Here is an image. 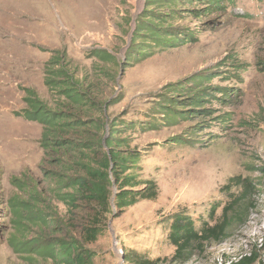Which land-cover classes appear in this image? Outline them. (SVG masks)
<instances>
[{"label": "rangeland", "instance_id": "obj_1", "mask_svg": "<svg viewBox=\"0 0 264 264\" xmlns=\"http://www.w3.org/2000/svg\"><path fill=\"white\" fill-rule=\"evenodd\" d=\"M178 8L184 10L174 24L181 39L185 33L195 39L172 48L143 45L142 56L133 50V34L146 10L156 11L146 0H0V264H56L27 246L50 237H77L96 254L93 264H180L172 262V216L183 211L214 225L228 204L242 199V188L232 181L237 177L255 184L244 223L183 264H217L254 253L256 264H264V0H237L223 11L208 4ZM101 52L114 59H101ZM59 54L99 103L112 104L105 112L108 130L100 136L117 130L116 138L126 140L121 155H137L126 175L158 186L154 201L120 210L115 199L94 243L84 241L93 208L83 199L67 205V191L57 182L76 174L77 156L46 150L44 127L24 117L28 91L50 110L73 112L46 84ZM201 72L214 76L204 87L210 92L205 103L191 105L194 93H169L168 86ZM161 97L183 110L184 119L159 117ZM104 152L86 160L97 165ZM111 193L112 201L116 185ZM38 212L55 225L42 230ZM128 256L135 260L127 263Z\"/></svg>", "mask_w": 264, "mask_h": 264}, {"label": "trees", "instance_id": "obj_2", "mask_svg": "<svg viewBox=\"0 0 264 264\" xmlns=\"http://www.w3.org/2000/svg\"><path fill=\"white\" fill-rule=\"evenodd\" d=\"M147 8L153 7L156 11L146 10L142 15L143 22L139 24L133 34V50L135 48L144 56L142 47H178L186 42L183 40L194 36L185 33V38L180 37L181 29L174 26L177 20L182 19L183 11L178 8L179 4H208L209 10H225L226 7H235L237 0H146ZM188 14L199 17L198 11L187 10ZM145 33V34H142ZM138 45H140L138 47ZM65 54L57 55L51 62L52 68L47 69L48 77L46 84L50 90L55 92L60 99L68 102L67 105L73 109V112H65L59 108L50 110L43 105L35 92L28 91L26 103L28 110L24 112V117L30 121L41 124L45 132L43 134L42 146L48 150L53 149L60 155L76 158V174L59 179L57 182L60 188H63L66 199L65 203L70 207H75L79 199L91 205L95 215L92 218V226L85 229V242H96L103 232V222L100 219H107L112 213V188L116 185L119 194L116 198V206L120 210L132 207L140 200L154 201L158 198V186L150 180L144 183L135 182L131 176L126 174L132 170L136 163L137 155L130 154L122 156L119 148L126 144V140L116 138L119 133L117 130H110L111 136H100L101 132L106 133L109 124L106 122V108L110 107L108 101L99 103L93 94L85 88L80 79H75L69 71L62 65ZM101 59L106 61L114 59L109 52H101ZM50 63V62H49ZM60 66L56 69V66ZM241 69V68H240ZM214 76L206 75L205 72L198 73L193 77L186 79L178 85H170L169 93L189 92L195 94L190 101L191 105H197L202 101L205 103L210 95L205 85L210 82ZM239 79V78H238ZM193 87L195 90H191ZM233 91V89H231ZM222 97H228L229 91L220 90ZM197 95V96H196ZM161 99L163 105L159 117H163L165 122L170 120L184 119L183 110L177 109L171 100ZM227 99V98H226ZM216 100H224L216 98ZM205 101V102H204ZM67 106V107H68ZM114 126V125H113ZM155 128H153L154 130ZM66 133L81 136V141L76 138H66ZM103 134V133H102ZM180 140V139H179ZM96 143V146L93 145ZM98 150H104L102 158H98V164L88 162L86 157H93ZM93 154V155H92ZM85 156V158H84ZM92 158V159H93ZM71 170V169H70ZM236 187L242 188L241 200H233L224 208L222 217L214 224L206 222L202 218H193L187 212H178L171 218V227L169 241L175 247V253L172 258L174 263H186L190 261L197 253H201L206 244L211 242L224 241L233 227L244 223L246 215L252 206L251 192L255 189V184L250 179L237 177L232 179ZM140 184L146 185L140 192H134ZM113 206V205H112ZM219 206L213 208L210 212L211 219L214 221L215 211ZM42 217L39 226L45 230L46 226L55 225L50 221H56L49 218L44 212H38ZM42 213H44L42 215ZM39 216V217H40ZM17 221V220H16ZM17 223H21L18 220ZM30 243V244H29ZM27 243L30 249L41 257L51 259L56 264H93L96 254L85 248V245L77 237L48 239L38 238ZM259 257L254 253L251 257L243 258L237 264H256ZM135 259L128 256L126 262L130 263ZM140 264H155L152 261L141 262ZM263 264V263H260Z\"/></svg>", "mask_w": 264, "mask_h": 264}, {"label": "built area", "instance_id": "obj_3", "mask_svg": "<svg viewBox=\"0 0 264 264\" xmlns=\"http://www.w3.org/2000/svg\"><path fill=\"white\" fill-rule=\"evenodd\" d=\"M242 259H243L242 257H239V258L233 257L229 261H225L224 259H220L217 261V264H237Z\"/></svg>", "mask_w": 264, "mask_h": 264}, {"label": "water", "instance_id": "obj_4", "mask_svg": "<svg viewBox=\"0 0 264 264\" xmlns=\"http://www.w3.org/2000/svg\"><path fill=\"white\" fill-rule=\"evenodd\" d=\"M132 191H134V190H132ZM134 192H140V191H134ZM115 199H116V196H114V198H113V200H112V204L114 205V203H115Z\"/></svg>", "mask_w": 264, "mask_h": 264}]
</instances>
